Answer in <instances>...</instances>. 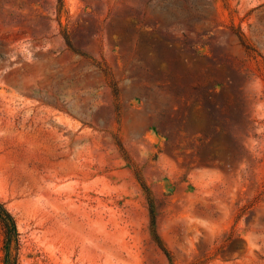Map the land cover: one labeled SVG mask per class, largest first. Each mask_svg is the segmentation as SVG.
Here are the masks:
<instances>
[{"label": "rangeland", "instance_id": "1", "mask_svg": "<svg viewBox=\"0 0 264 264\" xmlns=\"http://www.w3.org/2000/svg\"><path fill=\"white\" fill-rule=\"evenodd\" d=\"M0 202L17 264H264V0H0Z\"/></svg>", "mask_w": 264, "mask_h": 264}, {"label": "trees", "instance_id": "2", "mask_svg": "<svg viewBox=\"0 0 264 264\" xmlns=\"http://www.w3.org/2000/svg\"><path fill=\"white\" fill-rule=\"evenodd\" d=\"M0 235L2 236V264H17L20 234L16 221L5 205L0 202Z\"/></svg>", "mask_w": 264, "mask_h": 264}]
</instances>
